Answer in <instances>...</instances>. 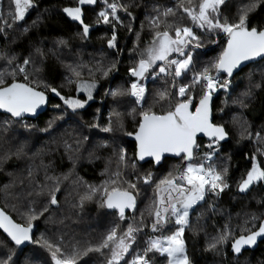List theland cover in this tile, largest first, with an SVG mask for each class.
<instances>
[{"label":"snow or ice","instance_id":"snow-or-ice-1","mask_svg":"<svg viewBox=\"0 0 264 264\" xmlns=\"http://www.w3.org/2000/svg\"><path fill=\"white\" fill-rule=\"evenodd\" d=\"M97 2L98 0H77V6L62 9L67 17L80 24L81 31L76 35L82 39L89 37L91 28L82 18V6L95 5ZM100 2L103 8L97 13L95 22L111 26L112 35L107 40V47L118 49L116 27L124 26L119 13L124 12L129 18V32H133L135 16L129 11L130 4L122 3L121 0ZM228 2L229 0H199L197 5L193 0H175L173 6L153 5L151 13L145 16L152 42L137 53L139 58L135 66L128 69L129 75L135 80L128 88H108L105 95L111 96L117 106L123 103L118 98L124 96L133 98L131 102L140 106L139 109L133 108L128 112V115H133L138 111L136 132L124 133L135 137L136 160L144 161L146 157H150L153 163L159 164L162 156L169 153L180 157L183 166H178L175 175L169 172L155 182V197L148 206L150 224L145 223L142 212L138 221L133 216L132 222L120 229L119 234L120 225L114 224L96 242L76 240L67 245L70 250L65 251L64 232L57 228L53 233L59 234V240L50 239L44 232L34 238L33 229L38 227L34 222L43 219L45 224L67 227L65 221H79L86 204L93 201L98 207L114 210L119 220L124 221L126 209L135 212L137 208L138 188L135 181L150 184L153 182V174L147 172L139 176L133 173L131 178L121 179L122 169H135L136 162L129 159L116 135L123 130L124 116L116 106L109 111L105 124H100L95 117L92 122H76L81 128L89 131L97 129L109 135L100 137L86 156L69 155L72 168L67 171L57 173L54 160L45 162V156L51 155L55 149L40 148L29 153L27 137L13 143L16 139L13 130L17 125H21L29 133L36 128L28 123L26 117L37 116L38 110L48 102V91L62 101L65 110L47 121L45 127L39 129L40 132L51 134L50 130H54L57 121H65L66 117H82L83 113L78 110L85 109L88 101L94 99L95 74L99 72L101 76L107 77L116 68V62L105 66L102 60H98L95 67L89 66L79 60L78 51H71L69 39L62 37L54 40L52 46L45 47L38 31L44 21L43 13L38 12L31 23L26 22L29 11L38 8L37 0H7V6L4 0H0V37L5 41L4 47L0 48V110L3 115V119H0V166L12 157L29 161L26 169L0 188L5 197L14 201L12 207L21 210V219L24 221L16 222L4 209H0V229L4 234L0 238V264H39L34 253H25L28 244H35L46 250L52 264H80L82 258L89 254L101 257L102 264H155L157 255L165 258V264H192L183 239L186 228L192 225V215L195 214L196 221L199 222L206 213L219 212L216 204L209 198L219 199L232 187L227 178V161L220 160L218 163L219 153L229 137L225 124L215 122L213 116V95L218 91L231 97V104L241 110L232 114V123L239 128V137L247 138L256 145L249 157L251 167L236 182L237 191L247 195L254 186L264 183V162H257V154L264 156V135L259 129L255 133L250 130L251 125L243 112L255 99L257 92H264V24L253 25V17L250 15L264 5V0H248L238 6L235 17L231 19L226 15ZM178 14H186L192 25L208 37L221 33L226 37V43L215 58L200 67L196 66L194 53L196 49L203 47L201 36L191 26L169 21L170 16L176 17ZM21 22L25 23L19 26ZM143 27L142 22L141 28ZM33 30H37L38 39L29 40L27 55L9 46L17 40V37L8 40L10 31H19L20 37H24ZM135 36L138 40L140 32L136 31ZM211 42L216 43L215 40ZM133 44L135 48L136 41ZM62 49H69L67 55L75 56L76 59L66 60ZM131 51L133 50L130 49ZM49 58L66 68L70 75L64 77L65 81L69 85L74 84L76 92H83L86 99L62 95L56 87L44 81L42 74L48 67ZM245 68H248L247 84L242 91L232 96L233 82ZM85 69L87 75L93 77L91 81L83 79ZM257 71L259 79H254ZM149 77L153 80L160 79L164 86L155 91L153 104L145 108L147 87L143 81ZM41 84L43 88L40 87ZM221 103L227 105L228 100ZM155 104L160 105V113L152 110ZM53 107L60 109L61 104ZM69 109L70 114L67 111ZM219 111L223 112V108ZM9 133L13 135L9 136ZM198 134L207 137L203 152L200 151L202 146L198 141ZM91 140L92 137L81 131L75 133L74 148L67 140L62 139L60 143L66 153L79 154L83 143ZM52 143H57L55 136ZM109 148L112 156L116 157L117 164L109 179L102 181L99 186L86 184L79 177L72 179L78 160L83 158L91 163L100 158L97 149ZM65 182H69L72 187H66ZM81 185L84 186V191H80ZM257 203L264 207V198ZM245 216L239 234H235L231 226L225 223L206 244V250L219 254L230 241L233 258L239 261L244 252L257 245L258 238L264 237V212L259 215L246 213ZM173 221L176 227L170 230V234L150 235L142 246L137 244V233L144 228L150 226L154 234ZM247 225L251 226L246 227Z\"/></svg>","mask_w":264,"mask_h":264},{"label":"trees","instance_id":"trees-1","mask_svg":"<svg viewBox=\"0 0 264 264\" xmlns=\"http://www.w3.org/2000/svg\"><path fill=\"white\" fill-rule=\"evenodd\" d=\"M7 5V0H4ZM122 3L130 4L129 11L135 16V21L132 23L133 32H129L127 29L129 18L124 12H120L119 15L124 21V26L117 25V45L118 49H109L107 47V40L112 35V28L110 25H104L103 23L97 24V13L103 8V4L98 0L95 5H83V20L85 23L96 27L87 39H82L77 36L76 33L81 31V26L72 21L62 9L64 7H75L77 6V0H37L38 8H33L29 11L26 16V22L31 23L36 18L38 12L43 13L44 21L39 28L40 37L43 38L44 46H52L53 41L58 38L69 39L71 44V51L73 53L79 52V60L88 64L89 66L95 67V62L102 60L104 65H108L111 62H116V68L110 72L107 77H103L99 72L95 74V81L98 85L97 90L94 94V99L85 107V109L78 110L83 113V116H77L74 118L66 117L65 121H57L54 130H50V133L40 132L39 129L45 127L47 121L52 119L60 111H64L62 101L59 100L50 91L46 92L50 96V104L47 113L37 120L27 119L28 123L36 126L30 133L26 132L21 125H17L13 133L16 135V139L13 140L15 143L19 139L27 137L29 144L27 151L29 153L36 151L37 149L43 148L45 150L52 148L55 151L45 156V162L48 160H54L55 170L57 173L67 171L72 168V162L68 159L69 155L81 157L86 156L88 150L93 148L95 142L100 138L109 134L99 132L97 129L89 131L87 128H81L77 125V121L92 122L95 117L100 124H105L108 119V113L112 107L116 106L118 111L124 113L123 116V130L118 131L116 135L119 137L121 146L126 149L130 160L136 162V168L131 167L122 169L121 179H129L135 173L136 175L143 176L147 172L153 174V182L150 184H144L142 181H135L137 183L138 195H137V208L135 212L126 209V219L120 221L114 210H109L104 207H98L95 201L87 203L85 211L81 214V219L77 222L72 220H66L64 227L63 225H50L45 224L43 219L34 222L38 225L35 231V237H39L42 232L49 236L50 239L59 240V234L53 235L57 228H59L64 235L65 251H69L70 248L67 245L72 244L76 240L96 242L106 231L114 224H119L118 234L120 229L126 228L127 223L132 222L133 216L138 221L143 212L144 221L146 224H150L151 217L149 215L148 206L152 204L155 197V182L166 176L169 172L173 175L176 174L178 166L182 167L183 162L181 159H166L165 162L159 167L155 168L153 162L146 164H140L135 157L136 144L129 140V136L124 135L125 132L135 133L138 127L139 115L138 111L133 115H128L131 109H139V105H134L131 101L133 98L124 96L118 98L123 103L117 106L116 102L113 101L111 96L105 95V90L108 88H128L132 79L129 77L128 69L134 67L138 60L137 53L144 50L146 47L151 45L152 37L151 31L148 27V22L145 16L151 13L153 5L173 6L175 0H121ZM248 0H229L228 10L226 15L229 18H234L237 12L238 6H242L247 3ZM194 4L199 3V0H193ZM5 5V6H6ZM47 10V11H45ZM253 19V25L264 24V5H261L256 9L255 12L250 14ZM183 16V18H181ZM170 22L178 23L182 26H191L197 35L201 36L202 48L196 49L194 53V60L196 66L200 67L202 64L215 58L221 47L226 43V37L221 33L218 36L208 37L201 33L198 28L192 25V22L187 18L186 14H178L176 17H169ZM143 22L144 27L141 28ZM25 22H21L19 26H22ZM15 26V27H19ZM37 30H33L28 36L20 37L19 31H10L8 40L11 41L13 37H17L15 43L9 46L23 55L28 54L29 40L38 39L36 35ZM140 32V37L137 40L135 32ZM215 40L216 43L211 41ZM136 41V47L134 48L133 42ZM5 41L3 37H0V48H3ZM130 49L133 50L130 52ZM64 52V58L66 60L76 59L75 56H68L69 49H62ZM102 53V55H101ZM2 63V62H0ZM259 67V66H258ZM85 74L83 79L85 81H91L93 77L87 75V70H84ZM248 68L236 77L233 82L232 96L237 95L242 91L247 84L246 75ZM70 75L66 68L62 67L53 58H49L48 67L42 74L44 81L50 84L52 87H56L62 95L73 96L84 99L85 96L77 93L75 85H69L65 81L64 77ZM150 81L147 83L148 92L144 107L147 108L153 104L155 91L162 88L164 85L160 79L153 80L149 77ZM254 79H259V72H256ZM43 88V84L40 85ZM196 95H199V87L196 88ZM223 100H228V104L221 103ZM55 104H61V108L57 109L53 107ZM223 108V112L219 109ZM152 110L160 113L162 111L159 104H155ZM71 113V110H67ZM238 106L231 104V97L226 96L224 93H220L214 99L213 103V114L215 122L224 123L225 127L229 132L227 142L224 144V148L219 153L220 160L227 161L229 166L228 181L232 185L229 190L221 195L219 199L210 197L219 209V212L212 214L206 213L199 222L196 221L195 214L192 215V225L186 228L183 239L185 240V247L187 254L189 255L192 264H262L264 262V237H262L257 245L252 249L247 250L239 258V261L233 258V254L230 249V241L226 244L217 254L214 251L206 250V244L210 242L211 238L217 234L218 229H222L225 223H228L234 230L235 234H239L241 226L246 219L245 214L256 213L259 215L264 212V207L257 203L258 200L264 198V183L258 184L253 187V190L247 195L240 194L236 188V182L251 167V161L249 157L253 154L256 145L251 143L247 138L241 139L239 137V128L232 123V114L240 112ZM244 116L247 118L251 125V131L255 133L256 130H261L264 135V92H257L255 99L250 103L249 107L243 110ZM0 119H3V115L0 113ZM83 132V134L92 137V140L85 141L81 149V153L76 154L72 152L66 153L64 147L60 141L67 140L72 144L73 148L75 144L73 139L75 133ZM13 133H9L12 136ZM71 133V135H69ZM55 136L57 143L53 144L52 139ZM201 144L200 151L203 152L205 149L203 145L207 143V140L200 139ZM97 155L99 159L88 162L86 159L81 158L77 161L76 167L73 172L72 179L79 177L86 184L101 185L102 181L109 179L111 173L116 170V157L112 156L111 149H97ZM111 158V159H109ZM37 163L39 162L37 158ZM257 162H264V156L257 154ZM29 161L27 159L17 160L12 157L7 162L0 166V188H3L5 184H9L14 177H17L24 169H26ZM107 167V171H106ZM12 173V175H9ZM65 186L71 188L72 185L69 182H65ZM163 187V186H162ZM11 191V189L9 190ZM80 191H84V186L81 185ZM14 201L10 197H5L4 192L0 191V206L9 213L15 221L23 223L21 219L20 211L14 209L12 204ZM206 207V206H205ZM251 226L247 225L246 227ZM174 221L165 225L164 228L157 232L152 233L151 228L146 227L139 233H137V244L142 246L144 241L148 239L150 235H167L170 234V230L175 229ZM195 229V230H194ZM4 234L0 232V238ZM135 248L136 245H133ZM25 253H34L39 259V264H52L50 254L40 248L38 245L32 244L25 247ZM23 258V257H21ZM102 264V258L96 254H89V256L82 258L80 264ZM155 264H165V258L157 255L155 257Z\"/></svg>","mask_w":264,"mask_h":264},{"label":"water","instance_id":"water-1","mask_svg":"<svg viewBox=\"0 0 264 264\" xmlns=\"http://www.w3.org/2000/svg\"><path fill=\"white\" fill-rule=\"evenodd\" d=\"M76 23H78V22H76ZM79 24V23H78ZM80 25V24H79ZM94 30H96V27H91L90 28V34L94 31ZM257 60H259V58H257ZM245 63H252V62H245ZM223 75V74H222ZM46 95L48 96V102L45 104V105H43L42 106V108L41 109H39L38 110V114H37V116L36 117H26V119H31V120H37V119H39L40 117H42V116H44L46 113H47V111H48V109H49V104H50V96L46 93ZM214 97H213V102H212V110H213V103H214ZM0 113L2 114V110H0ZM213 116H214V114H213ZM129 138V140L130 141H133L135 144H136V141H135V137H134V135L133 136H129L128 137ZM200 139H204V140H207V137H204L202 134H198V141L200 140ZM166 159H180V157H176V156H174V155H172V154H169V153H165L163 156H162V159H161V162L159 163V164H155L154 163V165H155V168H159L164 162H165V160ZM140 164H146V163H149V162H152V158H150V157H146L145 158V160L144 161H139V160H137ZM0 209H3L1 206H0ZM6 212V211H5ZM7 213V212H6ZM9 214V213H8ZM10 215V214H9ZM13 218V217H12ZM14 219V218H13ZM15 220V219H14ZM17 222V221H16ZM36 229H37V227H34V229H33V232H34V235H35V231H36ZM0 232H2L3 233V230L2 229H0ZM29 245H32V244H28L27 246H29ZM26 246V247H27Z\"/></svg>","mask_w":264,"mask_h":264},{"label":"built area","instance_id":"built-area-1","mask_svg":"<svg viewBox=\"0 0 264 264\" xmlns=\"http://www.w3.org/2000/svg\"><path fill=\"white\" fill-rule=\"evenodd\" d=\"M223 76V75H222ZM129 77L132 79V81L133 80H135V78L134 77H131L130 75H129ZM145 84H146V87H147V92H148V86H147V81H143ZM233 86H234V84H233ZM199 87V86H198ZM220 93H223V91H218L217 93H215L214 95H213V97L214 98H216L217 97V95L218 94H220Z\"/></svg>","mask_w":264,"mask_h":264},{"label":"rangeland","instance_id":"rangeland-1","mask_svg":"<svg viewBox=\"0 0 264 264\" xmlns=\"http://www.w3.org/2000/svg\"><path fill=\"white\" fill-rule=\"evenodd\" d=\"M6 2H4V4H5ZM6 5V4H5ZM7 6V5H6ZM147 83H149V81H150V79L148 78L147 80ZM97 87H98V85L96 84V88L93 90V97H94V94H95V92H96V90H97ZM80 94H82V95H84L85 96V98L84 99H86L87 97H86V95L83 93V92H80ZM92 101V100H91ZM91 101H88V104L91 102ZM87 104V105H88ZM86 105V106H87Z\"/></svg>","mask_w":264,"mask_h":264},{"label":"flooded vegetation","instance_id":"flooded-vegetation-1","mask_svg":"<svg viewBox=\"0 0 264 264\" xmlns=\"http://www.w3.org/2000/svg\"><path fill=\"white\" fill-rule=\"evenodd\" d=\"M261 238H262V237H261ZM261 238H258V241H259Z\"/></svg>","mask_w":264,"mask_h":264}]
</instances>
